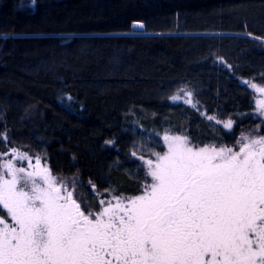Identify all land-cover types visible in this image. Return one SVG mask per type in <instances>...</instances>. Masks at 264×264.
<instances>
[{
	"label": "trees",
	"instance_id": "16d2710c",
	"mask_svg": "<svg viewBox=\"0 0 264 264\" xmlns=\"http://www.w3.org/2000/svg\"><path fill=\"white\" fill-rule=\"evenodd\" d=\"M262 40L264 0H0V153L13 147L78 178L93 211L105 189L137 196L146 169L133 146L165 151L164 130L200 146L264 135L243 83L264 84ZM182 88L199 111L169 99Z\"/></svg>",
	"mask_w": 264,
	"mask_h": 264
},
{
	"label": "snow or ice",
	"instance_id": "6c2138e0",
	"mask_svg": "<svg viewBox=\"0 0 264 264\" xmlns=\"http://www.w3.org/2000/svg\"><path fill=\"white\" fill-rule=\"evenodd\" d=\"M243 83L259 94L264 123V86ZM192 97L182 88L169 99L199 111ZM201 115L229 131L234 124ZM162 139L166 151H131L138 171L146 169L141 194L105 189L110 199H99L96 211L74 197L78 178L58 180L40 157L15 148L0 153V213L11 220L0 214V264H264V135L242 134L233 147L200 146L168 130Z\"/></svg>",
	"mask_w": 264,
	"mask_h": 264
},
{
	"label": "rangeland",
	"instance_id": "374dc122",
	"mask_svg": "<svg viewBox=\"0 0 264 264\" xmlns=\"http://www.w3.org/2000/svg\"><path fill=\"white\" fill-rule=\"evenodd\" d=\"M139 30H141V29H139ZM243 81H245V80H243ZM249 81H252V80H249ZM253 83H256V84H258L259 86H264V84H261V83H258V82H255V81H252ZM248 86V85H247ZM249 87V86H248ZM250 88V87H249ZM251 89V88H250ZM251 91L253 92V94H254V104H255V112H256V99H255V97H258L259 96V94L258 93H254V91H253V89H251ZM173 134V133H172ZM191 140V139H190ZM192 142V141H191ZM193 143V142H192ZM165 144V143H164ZM194 144V143H193ZM205 146V145H204ZM13 147H9L5 152H2V153H6V152H9L10 151V149H12ZM16 149V148H15ZM19 150V149H18ZM167 150V147H166V144H165V151ZM20 152H22V153H26V152H24V151H21V150H19ZM26 154H28V153H26ZM29 156H31V157H33V158H35L34 156H32V155H30V154H28ZM9 158H13V157H9ZM145 159H148V158H145ZM20 164H24L25 166L27 165V161H17V165H20ZM33 164H35V159H33ZM41 166L43 167V166H47L49 169H50V167H49V165L46 163V162H44L42 159H41ZM29 170H31V169H29ZM51 170V169H50ZM51 173H52V171H51ZM52 175L53 176H55V177H57V179L58 180H65V179H63V178H60V177H58V176H56V175H54L53 173H52ZM149 179L151 180V178L149 177ZM66 181H68V180H66ZM69 186L71 187V184H69ZM74 197L78 200V202H80L81 203V207L82 208H85L84 207V204H83V202L81 201V199L79 198V196L77 195V193H76V191H75V193H74ZM135 197V196H134ZM108 199H110V198H107V199H105V200H108ZM8 219V221H9V223H11V220H10V218H7Z\"/></svg>",
	"mask_w": 264,
	"mask_h": 264
}]
</instances>
